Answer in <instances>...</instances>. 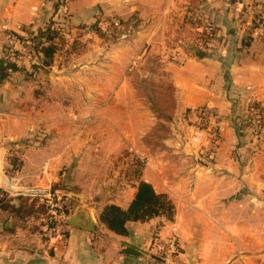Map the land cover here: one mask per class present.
<instances>
[{"label": "crops", "instance_id": "obj_1", "mask_svg": "<svg viewBox=\"0 0 264 264\" xmlns=\"http://www.w3.org/2000/svg\"><path fill=\"white\" fill-rule=\"evenodd\" d=\"M50 23L63 32L56 60L44 68L41 35ZM205 26L218 33L210 45L191 46L180 64L167 58L178 38L191 42ZM9 34L31 43L33 62L15 60ZM198 50L204 58L195 56ZM142 51L161 68L156 88L172 96V109L167 117L152 105L110 115V106L122 110L137 100L127 65ZM0 75V264H157L158 228L163 239L178 238L175 264H264V140L237 123L249 104L264 103V0H0ZM78 104L100 111L81 120L91 141H98L92 134L98 122L104 129L137 123L130 136L120 130L113 151L121 153L127 137L145 157L140 180L169 197L172 220L131 222L128 236H119L101 223L102 209L82 208L54 249L40 204L7 196L3 188L12 179L30 190L69 192L66 171L83 154L71 107ZM159 122L169 125L160 138ZM137 184L128 180L117 194L121 203L111 205L127 209ZM125 243L144 253L125 254Z\"/></svg>", "mask_w": 264, "mask_h": 264}, {"label": "rangeland", "instance_id": "obj_2", "mask_svg": "<svg viewBox=\"0 0 264 264\" xmlns=\"http://www.w3.org/2000/svg\"><path fill=\"white\" fill-rule=\"evenodd\" d=\"M91 31L97 33L100 30L99 28H92ZM109 32V36L111 37L110 40L115 38L118 33L116 29L110 30ZM143 53L142 51V54L139 55L141 57L137 62L136 60H131L127 65V73L131 77L129 80L134 83L132 85L138 95L137 100L133 102L131 99H128L131 101L128 105L122 106V110L117 109L116 111L115 106H110L108 111L110 115L120 111L124 114H134L140 110L146 111L150 105H152L151 108L153 111L158 112L162 117L163 115L167 117V113L164 114L167 109L169 112L171 111L172 106H168V104L170 102L172 103V96L170 97L169 93H167L164 97L160 95L163 89L160 88V90H158L156 88L155 81H157V79L155 76L160 74L161 68L153 64V60L147 58L148 52L145 54ZM68 61L70 60L67 59L64 61L63 58L61 63H68ZM167 91L172 94L171 89L168 88ZM63 107L67 108L69 106L66 105ZM71 107L74 109L72 112L78 115L77 134L81 136H78L77 143L81 145L80 148L83 149V154L80 155L77 153L78 157L75 159L76 163H73V168L71 170L67 169L66 179L68 184L65 190L73 193V204L75 205L76 211L82 208H92L97 212L107 205L121 203L117 199L119 196H117V194H121L125 190V184L128 180L133 181L134 172L137 170L135 162L139 157L132 151L131 146L128 147L127 137H123L124 139H122L123 142L124 140L126 142H122L125 147L121 150V153H116L113 150H116V146H118L115 140L117 136L120 135V130H124L126 136L127 134L130 136L134 129H136L135 127L137 125L134 127V124L137 123H131V120H126L125 122H121L123 124L121 129L118 127L115 128V124L113 126L109 125L108 128L104 129V127H101V123L98 122L92 128V134L98 133V141L95 142V139H93V141L90 140L92 135L88 133L89 131H85V122L81 120H84L92 111L99 113L100 111L97 110V106H94V110L91 111L89 110L90 106L83 104ZM145 124H147V122L142 120L140 124L141 128L145 126ZM147 127L148 125H146L144 130ZM101 129L106 132L103 133V138L100 135ZM168 130V123L159 122L155 128L156 136L160 138V136H164ZM86 137H89V143L87 144L88 146L84 148V146H86ZM139 160L144 166L145 157L142 156Z\"/></svg>", "mask_w": 264, "mask_h": 264}, {"label": "built area", "instance_id": "obj_3", "mask_svg": "<svg viewBox=\"0 0 264 264\" xmlns=\"http://www.w3.org/2000/svg\"><path fill=\"white\" fill-rule=\"evenodd\" d=\"M217 34L215 27L205 26L191 42H188L186 38H178L167 49V58L180 64L182 59L187 58L191 46L210 45ZM7 40L10 46L17 49V52L14 50L15 53H13L17 62H22L25 59L29 62L34 61L31 43L21 40L16 34H9ZM238 126L246 130L250 134V138L264 140V103L253 102L249 104L243 111ZM210 134L215 140H218L216 130H211ZM19 183L12 179V182H8L3 188L4 192L10 198H27L31 202H37V204L45 207L47 217L45 238L51 247L56 249L57 245L59 246L66 241L69 228L68 221L76 212L73 196L69 192L61 190L48 192L30 190L23 188ZM152 243L157 251L156 256L159 258L160 264H175V260L181 251L175 234L163 239L161 228H158L153 235Z\"/></svg>", "mask_w": 264, "mask_h": 264}, {"label": "trees", "instance_id": "obj_4", "mask_svg": "<svg viewBox=\"0 0 264 264\" xmlns=\"http://www.w3.org/2000/svg\"><path fill=\"white\" fill-rule=\"evenodd\" d=\"M62 32L63 28L61 24L50 23L48 28L42 33L41 38L44 39L46 46L43 48V56L38 58L40 67L47 68L52 66L54 58L59 51L56 43L61 39ZM21 40L23 39L21 38ZM203 112L209 116L212 111L209 112L207 109H204ZM201 115L203 120L207 119V115ZM241 116L242 114L240 118ZM240 118L237 120V123ZM135 167L137 170L134 172V179L138 182L136 185L137 192L129 207L123 209L116 205H107L100 211L101 223L109 231L119 236H128V223L146 222L155 218L172 220L175 215V207L169 197L156 193L152 185L140 180L143 170L142 162L136 161ZM32 204V206H36L37 202H32ZM39 206L38 210L43 211L42 213L45 214V207L43 205ZM155 260L157 264H160L157 256Z\"/></svg>", "mask_w": 264, "mask_h": 264}, {"label": "water", "instance_id": "obj_5", "mask_svg": "<svg viewBox=\"0 0 264 264\" xmlns=\"http://www.w3.org/2000/svg\"><path fill=\"white\" fill-rule=\"evenodd\" d=\"M195 56L197 58H204L205 57V53L202 50H198L195 53ZM76 223V218H73L72 220L68 221V225H73ZM125 248H124V253L128 254V255H135V256H142V254L144 253L143 250H141L137 245H133L130 243H125L124 244Z\"/></svg>", "mask_w": 264, "mask_h": 264}]
</instances>
